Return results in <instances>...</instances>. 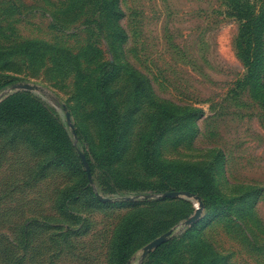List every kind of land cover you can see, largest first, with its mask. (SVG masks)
Returning <instances> with one entry per match:
<instances>
[{"label": "rangeland", "instance_id": "rangeland-1", "mask_svg": "<svg viewBox=\"0 0 264 264\" xmlns=\"http://www.w3.org/2000/svg\"><path fill=\"white\" fill-rule=\"evenodd\" d=\"M240 1L259 5V0ZM119 4L122 38L113 36L110 19L103 6L98 11L96 0H0V40L40 39L49 45L42 61L13 55L0 64V77L15 75L17 81L42 86L56 106L41 92L27 90L58 122L66 121V106L85 135L83 148L96 159L103 143L90 116L93 82L101 61L114 59L120 69L108 89L119 113L132 122L124 154L108 167L113 182L154 185L160 180L145 170L143 148L155 114L165 106L178 118L156 138L154 158L161 164H202L212 173L216 191L237 198L222 214L203 207L195 232L210 245L180 243L173 262L264 264V95L243 83L239 21L225 12L226 0ZM129 69L138 81H147L140 102ZM24 127L14 130L26 129L43 143L37 126ZM9 131L12 143L9 135L0 138V264H112L113 239L126 220L149 227L136 232L128 259V264H141L147 255L140 260L143 245L159 235L148 239L150 229L169 224L171 235H178L198 206L188 196L126 199L128 195L107 192L111 182L101 169L97 181L104 196L114 200L93 205L82 192L80 174L47 165L50 148L33 150ZM70 188L77 197L62 205V192ZM249 193L253 195L247 197ZM166 255L152 257L149 264L167 262Z\"/></svg>", "mask_w": 264, "mask_h": 264}, {"label": "trees", "instance_id": "trees-1", "mask_svg": "<svg viewBox=\"0 0 264 264\" xmlns=\"http://www.w3.org/2000/svg\"><path fill=\"white\" fill-rule=\"evenodd\" d=\"M77 0H70L71 4ZM99 3L98 11L104 7L106 18L110 19L113 27V36L124 37L126 33L124 28L118 23V19L123 14L119 0H96ZM225 12L234 16L239 21L238 29V48L241 59L246 67V75L243 83L249 84L251 92L264 95V0H259V5L251 6L248 2L241 3L240 0H226ZM48 42L40 39H12L0 40V64L9 63L13 55L26 57L29 62L42 61L44 53L48 50ZM75 64H79L76 60ZM120 66L114 59L103 60L98 65L96 78L93 82V91H95V103L90 116L98 126L99 138L102 140V151L96 159H91L88 152L83 148L85 135L74 122L77 141L74 143V137L65 120L58 122L49 112L48 108L39 98L32 97L26 88H15L12 93L0 101V138L1 135H11L10 131L15 132L14 138H21L31 146L33 150H52L47 165H63L74 173L81 175L83 184V193L95 205L101 203L97 199L94 190L88 182L87 173L82 164L79 152H82L89 164L94 184L98 192L105 195L97 181V170L101 169L104 176L110 180V186L107 192H113L119 195H135L150 193L152 191H171V190H189L198 194L203 202V207L208 208L210 213L216 215L229 212L233 208V203L237 198H227L221 195L215 189L213 175L207 167L202 164H179L169 163L161 164L153 156L154 142L164 129L177 120L178 115L161 106L159 112L154 117V124L151 134L148 136L147 144L143 148V166L146 171L156 175L160 180L154 185H144L138 181H126L127 184L119 185L113 182L112 175L108 174V167L115 163L124 154L126 129L132 122L125 115H121L116 104L113 101L109 91V80L119 71ZM130 75L135 80L133 90L141 97L146 93L147 81H138V74L129 69ZM15 78V79H14ZM15 75L5 74L0 77V91L7 85L17 81ZM92 93V89H89ZM180 117V116H179ZM131 120V121H130ZM37 126L38 133L43 135V143H38L36 139L30 136L26 129L14 130L17 125L28 124ZM9 135V136H10ZM14 139L10 136L9 141ZM156 143V142H155ZM34 173V170L32 171ZM117 182V181H115ZM122 183V182H121ZM77 190L70 188L62 192L61 204L66 205L68 201L77 197ZM253 193H249V196ZM168 198V197H167ZM149 200V199H146ZM246 202V199H243ZM187 215H184L185 218ZM201 216V215H200ZM200 218V217H199ZM126 222L120 226L112 244V264H128V259L133 250V241L137 231L149 227L142 222ZM196 221L185 225L182 232L178 235L167 236V239L155 248L148 251L141 264H149L152 257L167 254V262L162 264H204V262L195 260L193 263H184L180 258L178 262H173L176 254V245H210L204 238L199 236L196 231L198 228L194 225ZM29 222L27 223L29 228ZM194 225V226H193ZM26 229V235L30 232ZM32 228V227H31ZM149 237L161 234L170 228V225L162 224L160 227H152ZM157 228H160L157 232ZM201 257H199L200 259ZM212 260H215L212 259ZM156 264V263H155ZM161 264V260L157 263Z\"/></svg>", "mask_w": 264, "mask_h": 264}, {"label": "water", "instance_id": "water-1", "mask_svg": "<svg viewBox=\"0 0 264 264\" xmlns=\"http://www.w3.org/2000/svg\"><path fill=\"white\" fill-rule=\"evenodd\" d=\"M15 88H26L29 90L39 91L43 94L44 97L49 99V101L52 105H55V106L57 105L55 102H53V99L50 98L49 94L47 92H45V90L43 89L42 86H40L36 83L28 82V81H17L15 83H12L8 87L4 88L2 91H0V100L2 97H5L11 90H13ZM62 109L65 112L66 123H67L68 127L70 128L71 133L74 137V143H76L77 136H76L74 124L71 121L70 111L64 105H62ZM79 156H80L82 164L85 168V171L87 173L88 182L91 185L92 189L94 190L97 199L102 201V202H110V201L114 200L113 197L103 196L102 194H100L96 190L88 161L82 152H79ZM178 196H188V197L195 198L197 200L198 206H197L195 212L193 213V215H191L190 217H188L187 219H185L183 221V224L193 223L201 215V212L203 209V202L201 200V197L198 194L191 192L189 190L180 189V190L164 191L161 193H152L151 192V193L135 194L132 196L128 195V196H124V198H126V199H134V198H138V197H142V198L163 197V198H166V197H178ZM172 231H173V227L169 228L168 230L164 231L163 233L159 234L158 236L154 237L153 239H151L150 241L145 243L142 247V251L140 254V260L148 253L149 250H151L152 248H155L158 245H160L161 243H163L167 239V236L172 233Z\"/></svg>", "mask_w": 264, "mask_h": 264}]
</instances>
